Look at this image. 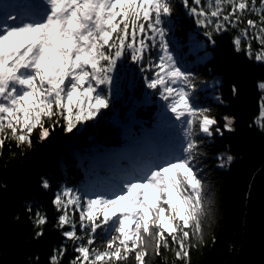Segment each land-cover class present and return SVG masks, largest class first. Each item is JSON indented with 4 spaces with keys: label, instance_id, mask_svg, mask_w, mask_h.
<instances>
[{
    "label": "snow or ice",
    "instance_id": "snow-or-ice-1",
    "mask_svg": "<svg viewBox=\"0 0 264 264\" xmlns=\"http://www.w3.org/2000/svg\"><path fill=\"white\" fill-rule=\"evenodd\" d=\"M179 2L209 44L238 29L234 51L264 63V0ZM175 12L173 0H0V152L9 142L30 148L34 135L45 141L57 128L79 131L114 111L126 66L139 72L145 102H159L153 129H142L123 154L94 146L81 164L84 180L58 185L51 203L62 243L48 264H61L69 243L68 264H150L166 251L191 264L200 247L216 201L205 146L235 131V121L226 115L220 126L200 105L198 93L216 83L189 67L192 48L182 52ZM258 88L264 93V81ZM259 109L264 132V95ZM215 160L225 168L234 157ZM39 187L52 181L41 176ZM35 218L39 238L47 216L37 210Z\"/></svg>",
    "mask_w": 264,
    "mask_h": 264
},
{
    "label": "trees",
    "instance_id": "trees-1",
    "mask_svg": "<svg viewBox=\"0 0 264 264\" xmlns=\"http://www.w3.org/2000/svg\"><path fill=\"white\" fill-rule=\"evenodd\" d=\"M173 2L177 21L175 36L183 45V53L192 48L191 54L186 56L189 67L200 81L216 83L214 90L202 89L198 93L200 105L211 109V115L220 126L226 115L234 117L235 121V131L225 132L223 137L216 136L205 146L207 171L216 201L214 215L205 224L203 241L199 248L191 251V264H225L244 244L250 190L264 164V132L255 123L259 118V100L264 95L258 88V83L264 81V63L255 62L254 58L249 60L243 51H234L232 38L238 34V29L214 34L215 45L209 44L200 34L203 29H197L193 20L185 15L179 0ZM252 49L253 53L259 49L255 41ZM130 72L134 73L135 82L129 87ZM117 78L119 91L114 95V111L106 112L96 123L67 134L57 128L45 141L34 135L30 148H17L9 142L0 152V192H6L14 224L34 243L24 264H48L53 249L61 245L60 231L54 227L58 213L51 201L60 183L77 184L84 180L81 164L83 162L86 167L90 150L102 145L120 153V148L140 136L142 129L151 130L157 123L159 102L155 98L151 103L145 102L146 90L139 72L126 66L118 71ZM233 86L237 89L235 95ZM214 95H219L222 102L213 100ZM226 151L232 153L233 162L229 168H216L215 155ZM41 176L52 181L49 190L39 187ZM37 210L47 216V223L42 226L43 235L39 238L36 233L41 227L35 223ZM73 255L69 243L61 264H68ZM150 264L180 262L175 260L173 252L166 251L160 257H151Z\"/></svg>",
    "mask_w": 264,
    "mask_h": 264
},
{
    "label": "water",
    "instance_id": "water-1",
    "mask_svg": "<svg viewBox=\"0 0 264 264\" xmlns=\"http://www.w3.org/2000/svg\"><path fill=\"white\" fill-rule=\"evenodd\" d=\"M135 82L130 72L127 85ZM34 243L24 236L11 218L6 192H0V264H24ZM225 264H264V164L251 186L245 219L244 244Z\"/></svg>",
    "mask_w": 264,
    "mask_h": 264
},
{
    "label": "rangeland",
    "instance_id": "rangeland-1",
    "mask_svg": "<svg viewBox=\"0 0 264 264\" xmlns=\"http://www.w3.org/2000/svg\"><path fill=\"white\" fill-rule=\"evenodd\" d=\"M134 140H135V138H133V139L129 140L127 143H125V144L123 145V147L120 148V154H123V152H124L125 149L131 147V145L133 144V141H134ZM224 154H230V155H232V153H230L229 151L224 152ZM232 156H233V155H232ZM232 162H233V161H232ZM232 162H231V163H232ZM230 165H231V164H230ZM230 165H229V166H230ZM229 166H226L225 168H229Z\"/></svg>",
    "mask_w": 264,
    "mask_h": 264
}]
</instances>
